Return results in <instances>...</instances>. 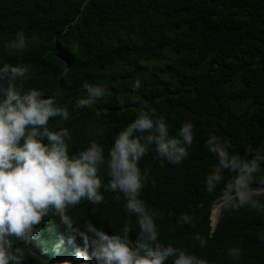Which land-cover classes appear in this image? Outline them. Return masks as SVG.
Listing matches in <instances>:
<instances>
[{"label":"trees","instance_id":"16d2710c","mask_svg":"<svg viewBox=\"0 0 264 264\" xmlns=\"http://www.w3.org/2000/svg\"><path fill=\"white\" fill-rule=\"evenodd\" d=\"M18 33L24 47L12 49ZM4 62L28 67L29 79L17 83L21 92L38 88L68 109V120L55 117L48 124L50 130L68 129L70 155L95 141L106 156L113 136L145 102L165 118L169 135L190 120L194 139L180 164L162 161L151 148L139 161L141 171L148 169L140 198L156 213L159 242L191 253L202 264H264V240L257 237L264 232V213L224 207L212 222L213 204L235 173L224 171L211 193L204 185L217 163L204 145L209 133L227 141L230 154L264 155V0H0ZM137 79L141 86L133 89ZM84 83L102 85L108 93L78 108ZM99 174L106 183V168ZM262 177L264 161L250 185L264 189ZM101 191L102 203L82 199L66 212L109 235H119L128 222L129 241L135 240L139 228L124 210V197L114 201L115 193ZM255 198L264 203V196ZM181 213L192 215V224L178 223ZM34 228L39 232L27 243L13 239L25 253L22 264H81L74 251L83 248L82 240L68 244L56 216L48 214ZM196 234L207 240L205 247ZM60 238L64 243L54 251ZM229 247L240 249L239 260L228 256ZM88 253L91 257V248Z\"/></svg>","mask_w":264,"mask_h":264},{"label":"clouds","instance_id":"9594fccd","mask_svg":"<svg viewBox=\"0 0 264 264\" xmlns=\"http://www.w3.org/2000/svg\"><path fill=\"white\" fill-rule=\"evenodd\" d=\"M10 47H24L21 33ZM29 76L26 65L0 63V82L7 83V87L0 86L3 93L0 97V264H22L25 253L13 245V239L27 243L39 232L34 226L50 213L63 226L68 244H74L77 237L82 240L83 248L77 247L74 251V258L81 264H89L90 259L95 264H164L170 257L172 264H202L191 253L159 242L156 213L140 198L148 169L141 171L139 161L151 148L162 161L180 164L193 143L192 122L182 121L176 135H169L165 118L145 102L135 118L113 136L106 156L104 148L95 141H89L85 148L70 155L68 129L50 130L48 124L55 117L68 120V109L58 105L52 96L45 98L38 88L21 92L17 83ZM140 86V80H135L133 89ZM82 87L85 95L75 101L78 108L91 106L108 93L99 84L84 83ZM204 145L217 161L204 178L205 190L213 192L222 181L224 171L235 173L232 183L224 190L226 210L247 206L264 213V203L255 198L257 193L250 187L253 173L259 171L264 155L245 158L230 154L231 145L211 133ZM102 167L106 168V183L99 174ZM260 182L264 183V177ZM102 187L115 193L114 201H119L121 195L124 197V210L135 217L139 228L135 240L129 241L128 222L123 224L119 235H109L91 220L83 219L80 223L66 212L82 199L92 205L102 203ZM192 221V215L186 213L177 218L182 224H192ZM257 237L264 240V232H258ZM195 239L200 247L206 246L207 240L199 234ZM63 243L64 239L60 238L53 250L58 251ZM227 254L232 260H239L240 249L229 247Z\"/></svg>","mask_w":264,"mask_h":264},{"label":"bare ground","instance_id":"6f19581e","mask_svg":"<svg viewBox=\"0 0 264 264\" xmlns=\"http://www.w3.org/2000/svg\"><path fill=\"white\" fill-rule=\"evenodd\" d=\"M215 204V203H214ZM224 205V199L223 198H219V200L217 201V205H214L215 206V212L213 214V217H214V221L212 219V222H217L219 220V217H220V214H221V208L223 207Z\"/></svg>","mask_w":264,"mask_h":264},{"label":"rangeland","instance_id":"374dc122","mask_svg":"<svg viewBox=\"0 0 264 264\" xmlns=\"http://www.w3.org/2000/svg\"><path fill=\"white\" fill-rule=\"evenodd\" d=\"M241 107H242V105H241ZM232 183V181L228 184V185H230ZM250 187H251V189L253 190V191H255L256 193H257V195L256 196H258V195H262V196H264V189H259V190H257V189H255V188H253L251 185H250ZM224 193H225V191L223 192V195H222V197H220V198H223L224 199ZM219 200V199H218ZM217 200V201H218ZM217 201L215 202V204L214 205H217ZM213 205V206H214ZM225 206L223 205V207L221 208V211H222V209L224 208ZM212 209H213V207H212ZM214 210H215V206H214ZM215 212V211H214ZM213 221H214V217H213ZM217 222H214V224H216Z\"/></svg>","mask_w":264,"mask_h":264},{"label":"water","instance_id":"95a60500","mask_svg":"<svg viewBox=\"0 0 264 264\" xmlns=\"http://www.w3.org/2000/svg\"><path fill=\"white\" fill-rule=\"evenodd\" d=\"M215 227V226H214Z\"/></svg>","mask_w":264,"mask_h":264}]
</instances>
